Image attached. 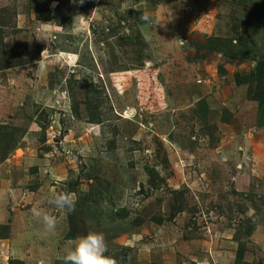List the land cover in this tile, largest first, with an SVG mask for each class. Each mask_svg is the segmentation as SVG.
Returning a JSON list of instances; mask_svg holds the SVG:
<instances>
[{
    "label": "rangeland",
    "instance_id": "rangeland-1",
    "mask_svg": "<svg viewBox=\"0 0 264 264\" xmlns=\"http://www.w3.org/2000/svg\"><path fill=\"white\" fill-rule=\"evenodd\" d=\"M257 60L264 0H0V264L16 232L62 264L88 231L115 264H264ZM60 191L49 234L30 210Z\"/></svg>",
    "mask_w": 264,
    "mask_h": 264
},
{
    "label": "clouds",
    "instance_id": "clouds-1",
    "mask_svg": "<svg viewBox=\"0 0 264 264\" xmlns=\"http://www.w3.org/2000/svg\"><path fill=\"white\" fill-rule=\"evenodd\" d=\"M78 2L83 3V0H78ZM143 19L148 21L149 17L145 15ZM177 40L182 46L184 41ZM49 208L67 215L75 209V198L66 191L45 194L41 201L30 210L31 215L43 226L46 233L55 234L57 217L49 211ZM107 251L104 234L88 231L70 242L62 256V264H115L114 260L106 255Z\"/></svg>",
    "mask_w": 264,
    "mask_h": 264
},
{
    "label": "trees",
    "instance_id": "trees-1",
    "mask_svg": "<svg viewBox=\"0 0 264 264\" xmlns=\"http://www.w3.org/2000/svg\"><path fill=\"white\" fill-rule=\"evenodd\" d=\"M47 17L48 16H46L45 18H47ZM37 18L39 20L40 19L43 20L44 17H39L38 13H37ZM235 76H236L235 77L236 84H243V83H246V81L249 82L251 80H252V82L254 81L255 83H258L260 90L256 93L255 99L258 100V105H259L258 118L260 119V122L264 123V61L257 60L255 62L254 68L251 71H249L246 75L243 76V75L236 74ZM7 135H9V132H7V131L3 132V134L0 135V140L6 139ZM6 140L8 141L9 139H6ZM124 214L125 213H123L122 210H120L119 212L116 213V215H119V216H122ZM154 219H156V218H154ZM70 220H72L71 216H70ZM252 230H253V228L250 224L246 225V228L243 231V233L246 236V240H248L249 235L251 234ZM75 233H76V231L74 229H72L69 231L68 236L70 238H72L75 235ZM234 238L236 239L237 244H238V250H237L236 256H235L236 262H238L241 258L244 241H242L238 238V234H235ZM12 263L22 264V262L18 259H13V260H10L8 262V264H12Z\"/></svg>",
    "mask_w": 264,
    "mask_h": 264
},
{
    "label": "crops",
    "instance_id": "crops-1",
    "mask_svg": "<svg viewBox=\"0 0 264 264\" xmlns=\"http://www.w3.org/2000/svg\"><path fill=\"white\" fill-rule=\"evenodd\" d=\"M9 223V222H8ZM7 223V224H8ZM11 225V224H10ZM14 225H16V222H14V220L12 219V226H10V227H12V228H10V229H13V227H14ZM18 232H20V231H18ZM17 233V232H16ZM16 233L14 234V246H10V248H11V252H12V254H14L13 256V258L15 259V258H17L18 260H20L23 264H28V263H26L27 262V260H30V257H29V255L27 254V253H25V252H21V249H18V247H21L18 243H20L19 242V240L21 239V238H19V236H16ZM22 235V234H21ZM36 245V247H39L40 248V246H42V244L41 243H35L34 244V246ZM31 247H33V245H31ZM19 251H17V250Z\"/></svg>",
    "mask_w": 264,
    "mask_h": 264
}]
</instances>
